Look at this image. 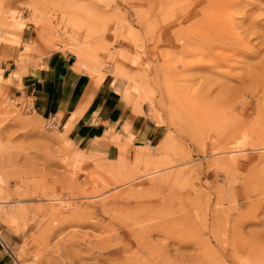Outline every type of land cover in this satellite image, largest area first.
I'll use <instances>...</instances> for the list:
<instances>
[{"label":"rangeland","instance_id":"rangeland-1","mask_svg":"<svg viewBox=\"0 0 264 264\" xmlns=\"http://www.w3.org/2000/svg\"><path fill=\"white\" fill-rule=\"evenodd\" d=\"M0 43L13 264H264V0H0ZM55 49L86 73L80 105L108 72L160 137L80 148L28 109L10 86Z\"/></svg>","mask_w":264,"mask_h":264},{"label":"crops","instance_id":"crops-1","mask_svg":"<svg viewBox=\"0 0 264 264\" xmlns=\"http://www.w3.org/2000/svg\"><path fill=\"white\" fill-rule=\"evenodd\" d=\"M30 26L28 24L23 28L24 38ZM2 52L15 54L16 48L0 43ZM7 64L12 65L13 61L0 60L3 69L7 68ZM73 64L72 53L58 49L49 51L40 57V61L27 65L20 88L15 85L17 80L10 88L18 95L25 93L31 97L34 110L43 117L50 115L59 131L69 122L64 135L80 148L94 144L106 145L114 134L121 141L128 133L131 134L126 141L127 148L150 146L152 141L160 137L162 127L144 115L143 106L141 112L132 109L121 89H115L119 84L113 81L108 72L93 89L90 98L80 105L79 93L85 84L86 73ZM72 112H76L75 115L72 116ZM8 249L9 245L7 249L0 247V264H13L6 253L12 255Z\"/></svg>","mask_w":264,"mask_h":264},{"label":"bare ground","instance_id":"bare-ground-1","mask_svg":"<svg viewBox=\"0 0 264 264\" xmlns=\"http://www.w3.org/2000/svg\"><path fill=\"white\" fill-rule=\"evenodd\" d=\"M221 3L223 2H233L234 0H219ZM78 60H81V59H85L86 58V53H85V50L84 51H80V52H78ZM2 203L3 202H0V205H2ZM3 212H6L7 213V211L5 210V209H3L2 210ZM5 213V214H6ZM8 248V246H7V244H6V249ZM17 262H18V260H17Z\"/></svg>","mask_w":264,"mask_h":264},{"label":"built area","instance_id":"built-area-1","mask_svg":"<svg viewBox=\"0 0 264 264\" xmlns=\"http://www.w3.org/2000/svg\"><path fill=\"white\" fill-rule=\"evenodd\" d=\"M26 106L28 107V109L33 108V102L31 104H27ZM47 118L50 122H52V118L50 117V115ZM0 247L3 249H6V243H5V240L3 239L1 233H0Z\"/></svg>","mask_w":264,"mask_h":264}]
</instances>
